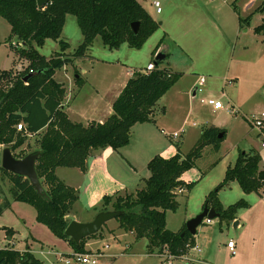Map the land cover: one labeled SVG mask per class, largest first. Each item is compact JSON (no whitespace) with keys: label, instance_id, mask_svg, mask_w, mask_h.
<instances>
[{"label":"rangeland","instance_id":"rangeland-1","mask_svg":"<svg viewBox=\"0 0 264 264\" xmlns=\"http://www.w3.org/2000/svg\"><path fill=\"white\" fill-rule=\"evenodd\" d=\"M139 1L145 4L154 20L163 21V25L139 48L126 43L108 48L100 36H96L85 58L72 56L82 41V33L76 17L67 14L60 37L68 43L63 53L73 59L57 69L53 77L68 91L63 104L72 107L70 119L85 122L89 116L79 117V107L93 99L104 98L103 101L110 102L118 79L124 77L126 70L145 67L152 61V52L164 37L156 54L166 57L160 60L159 66L180 72L183 77L159 98L151 121L137 122L131 127L129 143L117 151L112 150L105 166L111 177L125 181L128 190H134L143 186L149 176L147 162L155 154L170 157L176 152V145L186 154L204 128L213 126L224 130L225 137L218 148L205 145L200 156L194 159L193 167L182 176L185 182L194 184L178 192L176 210H167L165 214L166 228L176 232L201 212L206 197L223 183L227 167L234 165L240 152L258 153L260 149L244 115L264 108V32L254 31L264 20V10L256 9L257 0H158L163 8L158 14L152 2L149 3L152 0ZM235 8L242 16L248 10L252 12L247 23L240 26ZM188 9L193 11L188 22L190 32L179 24ZM9 33V23L0 16V71L12 66L14 53L5 43ZM11 42H16V38L12 37ZM179 43L186 47V52ZM37 51L48 58L60 51V44L48 38ZM198 74L205 76L206 82L202 87L188 89L193 76ZM77 77L80 82H76ZM209 97L219 98L224 107L214 110L205 103ZM181 128L183 131L177 138L170 135ZM27 142L26 150H32L34 136H29ZM96 153L88 158V167ZM102 165L103 158L99 159L98 169L86 176L75 167H56L57 176L78 190V200L70 211L69 221L87 222L100 211L102 197L88 207L83 201L100 190L104 182L111 185ZM259 165L264 167L261 162ZM11 187L9 176L0 170V203L6 199L10 202L0 215V248L30 249L44 264H62L54 255H41L38 251L70 252L69 242L57 238L47 226L39 223L31 204L13 199ZM217 197L224 208L240 199L246 206L237 210L235 219L213 218L208 223L204 220L193 235L200 252L191 248L186 255L174 258L172 264H264V198L255 192L244 193L236 181L223 184ZM229 239L236 245L233 254L226 245ZM87 241L86 247L102 249L109 255L103 259V264H161L163 261L159 254L148 253L145 238L136 239L133 233L123 231L115 218L104 223L98 236ZM186 256L196 260L187 261Z\"/></svg>","mask_w":264,"mask_h":264},{"label":"trees","instance_id":"trees-1","mask_svg":"<svg viewBox=\"0 0 264 264\" xmlns=\"http://www.w3.org/2000/svg\"><path fill=\"white\" fill-rule=\"evenodd\" d=\"M67 14L76 17L82 33V41L72 53L74 58L85 56L96 36H100L108 48H117L122 43L139 48L159 24L138 0H51L43 7H38L36 0H0V16L10 25L6 42H10L12 37L20 41L22 47L16 53L28 60L27 68L18 75L13 74L12 68L0 71V160L1 150L6 146L17 158L39 150L35 169L47 196L39 195L28 178L1 166L0 170L12 182L13 199L31 204L39 223L47 226L57 238L68 241L74 251L83 252L87 250V239L98 236L99 231L78 243L65 234L69 223L67 215L78 200V191L57 176L56 167H75L86 171L87 159L94 151L106 147L118 150L127 145L131 127L137 122L152 120L157 101L174 85L181 73L159 66L156 51L164 39L162 37L152 52L154 68L147 74L135 72L127 79L112 103V113L103 122L72 121L64 110L66 90L53 77L57 69L73 59L63 53L68 43L60 37ZM248 18L238 16L239 22ZM134 21L139 22L136 34L130 27ZM254 31L264 32V22L254 27ZM48 38L58 41L60 51L46 58L39 54L37 47ZM30 68L32 72H29ZM27 74L30 77L23 81ZM78 81L80 77L76 78ZM18 124L20 129H17ZM219 131L218 127L204 128L186 154L180 152L178 145L170 157L155 154L147 162L149 176L144 179L143 186L134 192L120 194L117 191L114 195H103L100 211L122 210L115 217L118 227L133 233L136 239L145 238L148 253L168 248L180 255L186 250L187 243H194V236L186 230V226L176 232L166 228L165 214L167 210H176L178 192L193 186L194 182H185L181 176L193 167L194 159L200 156L202 148L208 144L218 148L224 139L225 131L222 130L223 136L218 137ZM29 136H34L32 150H26ZM259 162L258 153L240 152L234 165L227 167L223 183L208 194L203 206L218 212L220 221L234 219L237 210L245 207L246 202L240 199L224 208L217 192L223 184L236 181L244 193H259L264 189V169ZM9 205L8 199L0 203V215ZM0 264L44 262L30 249L20 251L2 247Z\"/></svg>","mask_w":264,"mask_h":264},{"label":"crops","instance_id":"crops-1","mask_svg":"<svg viewBox=\"0 0 264 264\" xmlns=\"http://www.w3.org/2000/svg\"><path fill=\"white\" fill-rule=\"evenodd\" d=\"M148 2L150 1V0H147ZM153 1V0H152ZM152 1H150L149 3H151ZM164 1V0H163ZM194 1V0H193ZM234 1H237V0H234ZM138 2L144 7V9L149 13V15L151 16V14H150V12L148 11V9H147V7L145 6V4H142L139 0H138ZM170 3H171V1H170ZM195 4V3H194ZM151 5V4H150ZM263 5H264V2L262 1V0H257L256 1V4H255V7H256V9H258V10H264V7H263ZM160 6H161V4H160ZM237 9V8H236ZM235 9V10H236ZM163 11V8L160 10V12H157L156 11V9H155V12L156 13H161ZM187 12V14L186 13H183L182 14V18H181V20L179 21V24H180V26H182V27H185L184 29H186L187 28V32H190V30H192L191 29V26H190V23H188L189 21H191L190 20V17H191V15H193V11L191 12L189 9L186 11ZM236 13H237V16H241L242 18H246V17H250L251 16V14H252V12L250 13L249 12V10L246 12V14L244 15V16H242V15H240V13H239V11L238 10H236ZM153 19H154V17L153 16H151ZM188 18H189V20H188ZM204 19H206V18H204ZM262 19H264V18H262ZM239 20V19H238ZM263 22H264V20H263ZM163 21H161L160 23H158L159 25H163ZM187 23H188V25H187ZM242 23H247V20H243V21H241V22H239V24H240V26H241V24ZM217 30L219 31V32H221L220 30V27L219 26H217ZM221 34V33H220ZM176 39H178V38H176ZM5 43H6V46L9 48V50L12 52V53H14L13 54V58H12V66L10 67V69L13 67V65L16 63V57H17V53H16V50H14L13 48H11L10 46H9V41L8 42H6L5 41ZM179 46L186 52V47L183 45V44H181V43H179ZM158 49H159V46H158V48H157V51H158ZM156 51V52H157ZM86 56H89V55H85V56H83V57H80V58H85ZM166 56V55H165ZM91 58H93V57H91ZM150 62V61H149ZM148 62V63H149ZM147 65V64H146ZM142 68H144V67H142ZM136 69H140V68H135V69H132V70H136ZM132 70H126L125 72H124V77H121L120 79H118V82H117V85H116V89L117 90H115V92L113 93V95H112V100L109 102V101H103L104 100V98H102L101 100H98V99H93L92 100V102H87V105L86 106H81V107H79V117H80V115H88L89 117H87L86 118V121L85 122H83V123H88V122H91V121H97V122H103L111 113H112V103H113V101H114V99L117 97V95L119 94V92L121 91V89L123 88V86L125 85V83H126V81H127V79L129 78V77H131L134 73H133V71ZM84 71V70H83ZM171 71H174V70H172L171 69ZM199 76H203L202 74H198V75H194L193 76V80L191 81V83H190V85L188 86V89L189 88H193V86H197V82H198V77ZM181 77H183V74L181 73V76L179 77V79L181 78ZM205 77V76H204ZM205 79H206V77H205ZM58 81V80H57ZM178 81V80H177ZM176 81V82H177ZM59 82V81H58ZM175 82V83H176ZM61 83V82H60ZM63 85V84H62ZM175 85V84H174ZM173 85V86H174ZM64 86V88H65V85H63ZM172 86V87H173ZM195 93V89H193V91H192V95ZM65 96L67 97L68 96V91H66V94H65ZM216 98V97H215ZM219 99V98H218ZM69 105V104H68ZM68 105H64V110L66 111V113H67V115H68V117H69V119H70V115H71V113L73 112V110L71 109L72 107H70V106H68ZM210 106V105H209ZM210 109H212L211 107H209ZM87 110H89V111H87ZM214 110H216V109H214ZM250 113V112H249ZM74 121V120H73ZM79 122H82L81 120H79ZM2 147V146H1ZM112 148L111 147H106V148H104V149H102L100 152L99 151H97V153H96V155L97 156H94L93 158L95 159L94 161H92V162H90V164H89V167H88V165H87V169H86V171H82V173H84L85 174V176L86 175H91L94 171H96V169H98V166H97V164H98V162H99V159H102L103 158V165H102V168L105 170V173L107 174V176L109 177V182H111V185H105L106 183L104 182L103 183V187H101L100 188V190H95L96 192L94 193V195L92 196H86L85 198H87L85 201H83L85 204H84V206H91L92 204H94L100 197H103V195H105V194H108V195H110V194H112L113 192H116V191H127V192H134L136 189H138V188H135L134 190H128V186H126V184H125V181H123V180H117V179H115L114 177H111V175H109L108 173H107V167L105 166L106 164H107V157L109 156V157H111L112 156ZM115 151H117V150H115ZM259 151V150H258ZM94 152H96V151H94ZM94 152L92 153V155L91 156H93L94 155ZM175 153V152H174ZM173 153V154H174ZM88 160V159H87ZM92 172V173H91ZM185 173V172H184ZM183 173V174H184ZM183 174H182V176H183ZM181 176V178L183 179V177ZM78 191V190H77ZM183 191V190H182ZM256 194H258L259 196H261V197H263L264 198V189H261L260 191H259V193H256ZM79 199H80V197H79ZM72 211V210H71ZM70 215V213L67 215V218H68V216ZM236 218V217H235ZM234 218V219H235ZM208 223V222H207ZM239 222L237 221V224H238ZM236 224V225H237ZM195 241V240H194ZM89 245V242L88 241H86V243H85V247L86 246H88ZM236 246V245H235ZM89 248H91V247H86V249H89ZM235 253V252H234ZM199 259V258H198ZM200 261H202L201 259H200Z\"/></svg>","mask_w":264,"mask_h":264},{"label":"built area","instance_id":"built-area-1","mask_svg":"<svg viewBox=\"0 0 264 264\" xmlns=\"http://www.w3.org/2000/svg\"><path fill=\"white\" fill-rule=\"evenodd\" d=\"M264 2V0H262ZM153 6L155 7L157 12H160L161 7L158 0L152 1ZM11 48L14 50H18L22 47V43L20 41L16 42H9L8 43ZM16 63L13 65L12 70L14 75H18L25 71V69L28 66V60L26 58H22L17 54L16 57ZM154 68V63L150 61L147 63V65L144 68L137 69L133 71V73L138 72L141 74H147ZM33 70L30 68L29 72H32ZM206 82V79L204 76L198 77L197 87H202L204 83ZM205 103L207 105H210L213 109H221L224 107L222 101L215 97H209L205 99ZM244 118L246 119L248 125L250 126L251 130L256 135V138L258 139L260 149L258 151V154L260 156V162L264 165V108L259 109L256 111H252L250 113H247L244 115ZM21 125H17V129H20ZM183 131V128L179 132H175L170 134L172 137L177 138L180 133ZM264 169V167H262ZM206 222H210L211 219H205ZM228 249L233 254L235 252V242L231 239H229L226 243ZM186 250H184L180 255H177L175 253H172L168 250V248H164L161 252H158L156 254H159L163 261L161 264H172V261L174 258L179 257L181 255H186L189 251V249H194L197 252H200V248L196 243L193 244H186ZM38 253L41 255L45 254H52L54 255L57 262L62 264H103V259L105 257H108L109 255L105 253L102 249L99 248H89L86 251H74L73 249L70 250V252H57L53 250H40ZM185 260L191 261L196 259H190V257H185ZM200 261V259H197Z\"/></svg>","mask_w":264,"mask_h":264},{"label":"water","instance_id":"water-1","mask_svg":"<svg viewBox=\"0 0 264 264\" xmlns=\"http://www.w3.org/2000/svg\"><path fill=\"white\" fill-rule=\"evenodd\" d=\"M51 0H36V4L38 7H43L46 4H48ZM93 1V0H91ZM131 30L134 34L138 33L139 31V22L134 21L130 25ZM165 57V54L158 53L157 58L159 60H162ZM30 77V74H27L23 77V81H27V79ZM224 134V131H219L217 136L222 137ZM40 151H32L27 153L21 158H17L13 155L10 147L6 146L3 147L1 150V160H0V166L17 175L24 176L28 178L30 184L34 187L36 192L39 195H42L46 197L45 190L38 178L36 169H35V163L37 160V157L39 156ZM123 211L122 210H101L98 211L92 220L87 222H79L76 220H71L67 224L65 228V234L72 238L75 243H78L81 239L86 238L92 234L97 233L102 225L109 221L110 219H113L120 215ZM219 213L216 212L213 208L208 207L206 205L203 206V209L201 212H199L194 217L190 218L186 222V230L191 234L195 235L197 231V227L205 220V219H213L218 218ZM235 225L237 222L234 223ZM183 234V233H182Z\"/></svg>","mask_w":264,"mask_h":264}]
</instances>
